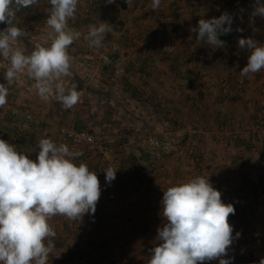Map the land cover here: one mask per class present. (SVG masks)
<instances>
[{"label": "crops", "instance_id": "0c3cea01", "mask_svg": "<svg viewBox=\"0 0 264 264\" xmlns=\"http://www.w3.org/2000/svg\"><path fill=\"white\" fill-rule=\"evenodd\" d=\"M115 1L120 5L125 2ZM49 2L38 0L30 8L49 14L46 5ZM84 2L78 0L77 7L81 10L76 9L72 17L75 19L80 10L77 24L83 35L93 25L94 16L104 19L111 15L108 21L116 18L123 28L113 32L117 34H112L109 40L104 37L108 45L103 47L108 54L103 65L89 57L87 45H81L85 52L82 59L88 63L76 62L94 74L80 80L76 89L80 100L71 109L42 99L26 71L18 73L15 82L7 85L4 73L10 61L1 59L5 68L0 73V83L8 86L9 95L7 104L0 107V128L1 118L9 115L11 105H21L34 115L30 123L12 122V129L19 125L23 131L21 141L15 143L10 135L4 138L19 153L29 159L37 157L42 138L68 146L59 134V126L76 119L82 127L97 132L105 130L113 150L107 169L116 170V178L108 183L106 173L101 174V196L95 213L85 214L80 221L60 215L48 221L56 232L50 238L54 248L48 264L75 263L68 259L70 248L75 247L83 253L91 252L97 261L101 259L106 264H148L150 249L159 243L157 230L164 223L163 192L196 177L209 178L212 186L222 193L223 202L235 208V213L229 216L234 240L225 259H230V264H237L240 259L243 264L251 251L263 254V250L250 248L253 239L264 242V129L257 123L264 101V70L244 76L245 84L238 88L250 50L238 53L230 49L222 53L226 41L223 47L215 48L197 40V33L191 31L200 19L218 18L221 9L216 2L222 4L227 0H160L156 10L152 7L153 0H133L132 7L124 6L114 14L111 3L96 0L89 15L82 13ZM260 2L264 4V0ZM255 4L256 0H231L229 8L225 5L222 11L233 17L229 35L251 37L264 44V17H252ZM175 8L181 10L171 20ZM17 12L15 16L20 17L22 13ZM6 27L0 23L1 29ZM50 31L53 32L51 28ZM170 41L178 45L177 50L166 52L155 69L151 60ZM144 45L151 49L147 59L134 60ZM197 52L204 57L190 67V57ZM220 54L227 57L225 72L219 68ZM223 76L230 80L227 94L219 87L207 90L203 86L185 85L197 78L220 80ZM74 163H84L90 171L97 170L96 160H86L83 155L75 157ZM111 193L114 198L109 196ZM144 212L150 214V228L145 233H136L137 214ZM236 233H240L239 237ZM103 252L105 256L100 254ZM205 264H219V260Z\"/></svg>", "mask_w": 264, "mask_h": 264}, {"label": "clouds", "instance_id": "9594fccd", "mask_svg": "<svg viewBox=\"0 0 264 264\" xmlns=\"http://www.w3.org/2000/svg\"><path fill=\"white\" fill-rule=\"evenodd\" d=\"M125 2L129 8L133 6V0ZM36 3L38 0H0V23L7 25L0 30V56L10 61L4 76L11 85L18 73L26 71L42 99L47 100L55 86L57 100L71 109L79 102L80 93L73 85L65 94L62 78L72 75L67 49L82 35L68 26L78 0H50L46 24L55 34L50 46L38 44L28 55L19 49L13 51L12 42L24 35L14 23L15 12ZM159 5L160 0H153V10ZM257 15L264 17L260 0H256L252 12V17ZM232 22L233 17L224 12L218 18L200 19L191 31L197 33V40L220 48L224 41L219 37L232 31ZM111 30L107 22L89 25L83 38L90 47L99 48ZM238 46L250 50L241 76L264 70V44L249 37L240 38ZM8 95V86L0 83V107L7 104ZM38 147L33 161L0 139V264H48L54 248L50 238L56 236L48 221L57 215L80 221L85 214L95 213L101 196L97 174L84 163H74L82 153H74L66 144L57 145L49 138L40 139ZM105 173L108 183L116 178L112 168ZM161 204L165 223L157 230L159 243L150 249L148 264H205L212 260L230 264L225 257L234 240L229 216L235 208L223 202L222 193L209 178L196 177L169 187L163 192ZM239 235L236 233V237ZM259 264H264V258Z\"/></svg>", "mask_w": 264, "mask_h": 264}, {"label": "rangeland", "instance_id": "374dc122", "mask_svg": "<svg viewBox=\"0 0 264 264\" xmlns=\"http://www.w3.org/2000/svg\"><path fill=\"white\" fill-rule=\"evenodd\" d=\"M221 1H223V0H221ZM95 2L93 3V6L95 5ZM84 3L86 4L87 2H84ZM216 3H217V8L218 9H221L220 11H221V14H222V13H224L222 10L225 9V5H228L227 7L229 8L230 3H231V0H227V2H222V4H220L218 2H216ZM46 5H48V7L51 10V4H50V2L49 3H46ZM13 7H14V5H13ZM250 7H252V5H250ZM112 8H113V14L116 11H118V10H114V6H112ZM77 9H80L81 10L80 7H77ZM179 9L180 8H175L174 9L175 11H173L172 14H171V16H170V19L171 20H173L175 18L174 17L175 16L174 14H176V12H179L181 10V9L180 10ZM14 10H15V8H14ZM80 10L78 12V16L75 17V19H71V23L74 22V25H75L74 26V30H76V31H79L80 30L79 29V24H77V21H78L77 18L79 16H81L80 15V13H81ZM36 12H39V11H37L35 7L34 8H30V7H28V8H21L17 13H22V15L20 17H18L17 15L14 17V23L16 24V26L20 27L23 30L24 35H22L21 37L17 38V40L15 42H12L11 46H12L13 51L16 50V49H19L24 54H26V53H28V52H26V50H29L30 52H32V49H34L35 46L38 45V44L39 45H42V46H45V47H48V46L51 45L52 39L54 38V34H53L52 31L48 32V31L43 30L41 28V23H43V21H41L42 18L39 17V13L40 12L39 13H36ZM44 13H45V11H44ZM82 13L84 15H86L85 12H82ZM114 16H116V15H114ZM110 18H112L111 15L106 16L104 19H101V20H109ZM0 30H3V29L0 28ZM112 34L109 33L108 35H106L107 36L106 39L109 40L111 38ZM115 34H117V33H114L113 35H115ZM232 34H233V32H232ZM241 35H243V34L241 33ZM115 36H113V37H115ZM229 36H230V38H229L227 44H225V45H227L226 48H224L225 51H222V53H224V52L225 53H228V52L231 51L230 49H233L234 51H236L238 53H240L241 51H244L243 49H241L238 46V40L241 37L239 35H229ZM83 37H84V35L82 33V35H81V37L79 39H81L84 42H86L87 40H85ZM79 39L75 40L73 42V44L70 45L68 47V49H67L68 54L71 57V68H70V71H71L72 75L71 76H68V77H63L62 78V83H63V87L65 89V94L68 93V90L73 85H75L76 86V89H77L79 87V84H81L80 83L81 82L80 80H83L84 77H87L88 75H93L94 74V71H90L87 67H79V63L80 62L83 65L84 64L87 65V63H88L87 60L85 62L82 59V56H83V54H85V52L81 49V47H84V46H81V45H88L89 44V42H86L85 44H83L82 41L79 42ZM171 40H172V38H171ZM172 43L173 42L170 41L169 42V45H166L163 50L158 51V53L155 54V57L151 60V61H153L152 65L154 64L155 61H158V62H155V64H154L155 65V69L158 68V66L161 64L162 58H164L166 52H170L171 53V52H174V51L177 50V48H178L177 46L178 45H175V44H172ZM73 45L75 46L74 48L71 47ZM103 45H108V43L103 41L102 42V46ZM20 46L22 47V49L20 48ZM86 47L87 46H85V49H86ZM71 48L73 49L74 52L71 51ZM103 48H105V47H103ZM140 51L141 52H138L137 55L136 54L134 55V57H133L134 60H136V59H142V58H146L147 59L148 54L150 53L151 49H149V45H144L142 47V50H140ZM203 57H204V55L202 53H201V55H199L198 52L196 54H193L190 57V61H189V64L192 65L190 67H193V65H194L195 62H198V63L201 62L200 60L203 59ZM226 58L227 57L225 55H221V57H220L221 60H219V68L223 69L224 72L226 71V69H224L225 68V64H226V61H227ZM1 59H3L2 56H0V73H2L3 69L5 68L4 66L1 65V64H4L5 63ZM81 59H82V61H81ZM77 60H79L80 62H76ZM74 62H75V64H73ZM220 63H222V65H220ZM101 65H103V62H102ZM88 66H89V64H88ZM217 75H222V73L219 74L217 72ZM175 77H176V75L174 74V77H173L172 80H175ZM227 77H224L223 76L220 80L217 79V78H215V77H213V79H205V80L204 79L197 78L193 82H189L188 81L185 85H188L189 84L192 87L194 86V88H198V87H202L203 86L204 87L203 89H207V90L210 89V88H214V87L215 88H218L219 87L221 89L222 93H223L224 92L223 91V86H224L223 83H224V80L225 79H228ZM214 81H216V82H214ZM230 89H231V85L229 86V91H230ZM56 91L57 90L55 89V86H54V91H53L54 96H52L53 93H51L50 94L51 97L49 99H47V101L46 100L45 101L48 102L49 100H51L52 103H58L59 104L60 102L57 100ZM227 93H229V92H227ZM227 93H225V94H227ZM11 106H14V105H11ZM18 106L22 107L21 105H18ZM171 116L174 117L175 116V113H173V115H171ZM65 124H70V123H65ZM124 171L126 172L127 170L125 169ZM124 174L125 173H123V175ZM148 211H146V212H148ZM146 212H144L145 214L144 213L141 214L142 219H145V221H143L144 223L140 225V228H136L134 230L136 233H145L147 231V229L150 228V224H151L152 220H150V218H149L150 214H147ZM137 217H138V214H137ZM255 230H256V228H255ZM255 230L253 229V231H255ZM253 240H254L253 241L254 243L252 242L251 243L252 246L250 245L251 248H250V246H249V248L250 249L253 248V250H255V251H257V250H263L264 251V242L263 243H257L255 241V239H253ZM255 244L256 245H259V247H257ZM250 253H249L250 256H246L247 257V260H248L247 263L244 262L243 264H259L260 260L262 258H264V253L261 254V255H258L254 251H251ZM92 261L96 262L97 261L96 260V257H94V258L92 257ZM78 262H80V261H78ZM78 262L73 263V264H85L84 262H82V263H78ZM240 262H241L240 259L237 260V264H241ZM103 263L106 264V262H103Z\"/></svg>", "mask_w": 264, "mask_h": 264}, {"label": "built area", "instance_id": "2783aa9c", "mask_svg": "<svg viewBox=\"0 0 264 264\" xmlns=\"http://www.w3.org/2000/svg\"><path fill=\"white\" fill-rule=\"evenodd\" d=\"M96 0H85L87 2L86 4H83L82 12H85L86 14L92 13V6L93 3ZM112 6H114V10L122 9L124 6H127V3L124 2L123 4H119L114 0V3H111ZM39 17L42 18L41 21H43L42 29L50 32V27L46 24V20L48 18V14L44 13L43 11L39 13ZM175 17V16H174ZM72 18L68 21V26L72 29H74V23H71ZM100 22H107L111 25V31L106 33L108 35L109 33H113L115 31H120L123 27L120 26V23L117 19H113L111 21L108 20H101L97 16L93 17V24L99 25ZM115 29V30H114ZM150 49V47H149ZM86 53H88L89 57L92 59H95L97 61L102 62L106 55L108 54L107 49L103 48V46L96 48V47H90L89 44L86 47ZM158 62V61H155ZM154 62V64H155ZM153 64V66H155ZM222 65V63H221ZM224 86L223 91L225 93L230 92L229 86H230V80L225 79L224 80ZM245 84V77L241 76L238 79V88H242ZM174 112L171 113L173 115ZM8 114L12 117L14 121L21 122L26 121L27 123H30L34 120V115L29 110H24L22 107L18 105L10 106L8 107ZM259 119L257 121L260 128L264 129V101L262 102V109L260 110ZM9 124V120L3 119L2 125L7 126ZM59 134L62 137V140L65 141L70 151L72 152H80L85 157V159H95L97 162V170L99 173L105 172L107 169V163L111 159L113 150L111 149V145L109 144V138L106 135L105 130H102L100 132L94 131L92 129H88L86 127H82L79 124V121L76 119L70 124H62L59 126ZM81 157V155L79 156ZM30 159L35 161L37 159L36 156H32ZM111 198L115 197L114 193H111L109 195ZM144 202L146 203L145 199ZM137 219V228H140V225L143 224L145 219H142L141 214L136 217Z\"/></svg>", "mask_w": 264, "mask_h": 264}, {"label": "trees", "instance_id": "16d2710c", "mask_svg": "<svg viewBox=\"0 0 264 264\" xmlns=\"http://www.w3.org/2000/svg\"><path fill=\"white\" fill-rule=\"evenodd\" d=\"M15 7L16 6L14 5V8ZM3 25L7 26L6 24H3ZM229 38H230L229 34L221 35L219 37V39H221L224 42L225 41L228 42ZM4 118L9 120V124L7 126L1 125L2 128H0V139H4L6 136L10 135V136H12L14 138L15 143L18 142V141H21L24 136H23V131L19 130L20 129L19 125L15 126L13 129L11 128L12 122H17V121H14L10 115H4V117L1 118V123H2ZM92 172H95L97 174V176H98L99 181H101V177H102L101 173H99L96 170L92 171ZM164 223H165V221H164ZM100 254L105 256L106 252H103V254L102 253H100ZM92 257L94 258V256H92L91 252L90 253H83L82 250L77 249V247L70 248V251H69V254H68V259L72 260L75 263L78 262V261H80L78 263H82V262L85 261L84 262L85 264H87V263H90V264L91 263L92 264H105V263H103L104 260H101V259L99 261H96V262L92 261Z\"/></svg>", "mask_w": 264, "mask_h": 264}]
</instances>
